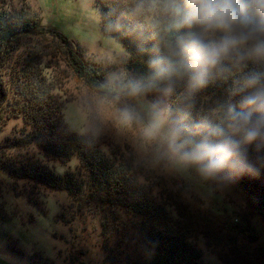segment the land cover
<instances>
[{"label": "rangeland", "instance_id": "rangeland-1", "mask_svg": "<svg viewBox=\"0 0 264 264\" xmlns=\"http://www.w3.org/2000/svg\"><path fill=\"white\" fill-rule=\"evenodd\" d=\"M25 3L42 25L62 33L79 48L106 82L131 77L125 44L103 31L94 0ZM2 4L21 7L20 0ZM1 72L7 80L9 70ZM66 72L68 78L56 91L65 103L62 112L67 128L93 135L107 156L127 167L157 201L165 203L174 222L187 227V239L200 250L202 264H223L221 257L235 247L264 245V217L242 188L223 171L202 174L174 152L173 142L184 137L170 120L169 88L139 97L108 99L69 69ZM13 94L10 89L9 98ZM11 106V102L0 106L3 160L32 157L57 174L74 171L77 158L67 162L47 159L34 143L9 146L8 138L13 141L30 130L21 113L17 115ZM157 123L159 127L149 135L148 130ZM80 198L65 190L14 179L0 166V264H135L146 259L149 253L134 243L136 217L83 195ZM247 235L257 240L251 243Z\"/></svg>", "mask_w": 264, "mask_h": 264}, {"label": "trees", "instance_id": "trees-1", "mask_svg": "<svg viewBox=\"0 0 264 264\" xmlns=\"http://www.w3.org/2000/svg\"><path fill=\"white\" fill-rule=\"evenodd\" d=\"M3 2L0 72L7 69L10 76L4 80L0 74V106L11 102L12 110L21 113L30 127L13 141L8 138L9 146L34 143L47 159L67 162L77 158L78 164L74 171L57 174L32 157L5 162L0 156V166L14 179L65 190L79 199L83 195L136 217L134 243L149 254L135 264H202L200 250L187 239V227L174 222L165 203L157 201L127 167L107 156L93 135L67 128L62 112L65 103L56 89L68 78L66 69L108 99L139 97L167 87L174 128L184 139L199 141L213 127L231 134L229 109L242 111L239 105L244 96L264 87V60L241 59V53H235L212 70L204 87L193 89L187 71L170 57L169 45L188 31L199 32V28H173L167 0H94L103 31L120 38L129 55L131 77L109 83L62 33L42 25L28 11L25 0H20L19 8L4 6ZM218 37L219 33L205 35L206 40ZM170 60L175 70L158 76L157 68ZM251 77L258 78L255 88L245 86ZM10 89L14 92L11 98ZM256 115L253 113V118ZM234 139L239 146L222 171L242 188L264 217V132L251 143L238 135ZM246 237L251 243L257 240L256 236ZM235 248L221 257L223 264H264V245Z\"/></svg>", "mask_w": 264, "mask_h": 264}, {"label": "clouds", "instance_id": "clouds-1", "mask_svg": "<svg viewBox=\"0 0 264 264\" xmlns=\"http://www.w3.org/2000/svg\"><path fill=\"white\" fill-rule=\"evenodd\" d=\"M166 9L176 30L200 29L184 33L169 45L170 57L187 71L193 89L204 87L212 70L234 52L241 53V59L264 60V0H167ZM208 33H219V37L206 40ZM174 70L170 60L157 68V75H169ZM257 83L258 78L251 77L245 86L255 88ZM239 106L242 111L229 109L231 134L213 127L199 141H174L172 147L180 160L206 176L222 171L239 146L234 136L251 143L264 132V87L244 96ZM253 113L258 115L253 118ZM158 127L154 124L148 134Z\"/></svg>", "mask_w": 264, "mask_h": 264}]
</instances>
